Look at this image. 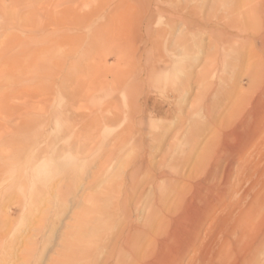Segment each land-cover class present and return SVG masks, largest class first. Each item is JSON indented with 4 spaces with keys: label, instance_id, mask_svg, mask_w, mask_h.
<instances>
[{
    "label": "rangeland",
    "instance_id": "374dc122",
    "mask_svg": "<svg viewBox=\"0 0 264 264\" xmlns=\"http://www.w3.org/2000/svg\"><path fill=\"white\" fill-rule=\"evenodd\" d=\"M262 2L0 0V264H157L190 206L245 212Z\"/></svg>",
    "mask_w": 264,
    "mask_h": 264
},
{
    "label": "bare ground",
    "instance_id": "6f19581e",
    "mask_svg": "<svg viewBox=\"0 0 264 264\" xmlns=\"http://www.w3.org/2000/svg\"><path fill=\"white\" fill-rule=\"evenodd\" d=\"M256 10L260 11L264 19V0ZM261 101V97L256 100L253 110L256 120L242 126L243 131L237 135L235 152L240 156L250 148L255 149L253 145L264 131ZM234 163L232 160L225 165L227 178L231 175ZM250 199L245 212L240 207L235 214L233 210L217 214L211 208L210 201L202 208L190 206L185 213L172 220L174 228L164 239L154 240V245L157 244L160 249L157 264H181L192 250L193 261L198 264H264V185L254 191ZM209 220L212 221L208 223ZM204 230H207L205 234Z\"/></svg>",
    "mask_w": 264,
    "mask_h": 264
}]
</instances>
